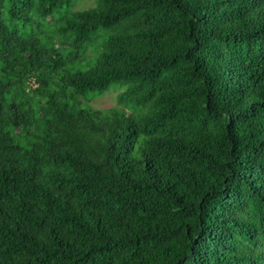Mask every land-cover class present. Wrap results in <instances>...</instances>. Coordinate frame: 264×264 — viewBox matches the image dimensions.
<instances>
[{
    "label": "trees",
    "instance_id": "1",
    "mask_svg": "<svg viewBox=\"0 0 264 264\" xmlns=\"http://www.w3.org/2000/svg\"><path fill=\"white\" fill-rule=\"evenodd\" d=\"M77 1L0 0V264H264V0Z\"/></svg>",
    "mask_w": 264,
    "mask_h": 264
},
{
    "label": "rangeland",
    "instance_id": "2",
    "mask_svg": "<svg viewBox=\"0 0 264 264\" xmlns=\"http://www.w3.org/2000/svg\"><path fill=\"white\" fill-rule=\"evenodd\" d=\"M93 4L92 0H81L75 3L74 8H86ZM103 91V93L96 95L95 97L87 100V103L93 107L107 108L109 106L115 105L116 94L121 88H112ZM86 105V104H82Z\"/></svg>",
    "mask_w": 264,
    "mask_h": 264
},
{
    "label": "clouds",
    "instance_id": "3",
    "mask_svg": "<svg viewBox=\"0 0 264 264\" xmlns=\"http://www.w3.org/2000/svg\"><path fill=\"white\" fill-rule=\"evenodd\" d=\"M32 86H37V83L35 82V79L32 80Z\"/></svg>",
    "mask_w": 264,
    "mask_h": 264
}]
</instances>
